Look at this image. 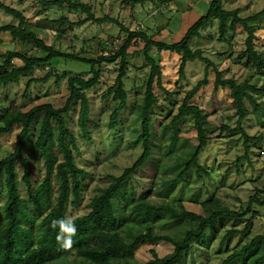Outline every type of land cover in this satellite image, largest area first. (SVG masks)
I'll return each mask as SVG.
<instances>
[{
  "label": "trees",
  "instance_id": "obj_1",
  "mask_svg": "<svg viewBox=\"0 0 264 264\" xmlns=\"http://www.w3.org/2000/svg\"><path fill=\"white\" fill-rule=\"evenodd\" d=\"M32 1L44 8L63 7L68 8L70 12L86 13L87 17L78 22L68 18L57 21L68 27L58 30L60 36L87 23H112L119 26L128 37L125 43L108 57L101 55L97 59L82 58L56 50L47 44L39 37L38 29L22 12L0 0V11L19 21L17 26L0 27V34L9 33L13 40L23 46L19 52L9 51L2 55L0 90L11 84H20L23 78L32 76L36 69L51 66V61L55 59L85 63L90 67L91 75L89 79L82 75L64 76L68 82L70 96L63 108L43 104L28 111L9 109L0 119V136L10 134L15 127L22 128L15 150L0 161V185L4 180L8 194L3 203L0 195V264H185L186 257L193 252L196 245H210V237L217 235L216 228L221 221H238L247 217L249 219L245 228L228 229L221 243L229 246L238 234L250 237L253 221L260 216L259 212L254 211V206L264 207V186L251 196L246 209L241 212L223 206L213 197L201 204L203 214L188 211L183 201H171L156 206L149 202L148 197L137 198L135 189L129 191L127 186L145 166L150 167L153 176L160 173L175 175L176 183L182 181L193 168H196L198 173H206L199 159L209 145L210 126L204 110L195 104L194 100L201 89L208 85L211 72L216 75L214 92L229 90L238 115L234 128L224 125L221 130L232 136L241 135L245 146V155L242 158H249L252 143L258 142L260 138L250 137L244 129L243 123L250 115L246 102L258 111L260 108L253 95L264 96V86L259 87L256 83L240 85L233 78H225L224 72L205 58L202 50L191 49V42L194 38L202 37V32L215 23L219 27L220 41H225L230 26H233V29L242 26L248 38L246 49L238 59L245 68L253 69L258 75L264 76V54L256 48L258 29L253 25L264 18V10L243 18L239 9H226L224 0H211L206 13L187 30L181 41L169 44L156 41L141 30L130 31L109 16L98 18L90 5L78 1ZM145 1L124 0L132 7ZM138 41L145 45L144 56L147 64L151 66L144 105L137 110L140 129L136 143L142 145V154L122 175L112 176L109 186L98 190L89 202L87 214L69 222V208L76 210L84 201L85 181L89 173L76 163L73 149H76L77 140L69 129L66 117L74 105L79 104V127L85 136L90 135L91 103L88 92L99 86L100 67L103 64L118 63L115 85L104 96L106 99L113 96V101L118 103L109 123L112 130L117 128L120 115L128 106L125 81L130 69L129 50ZM34 49L42 53L43 57L31 56L30 52ZM154 49L160 54L168 52L181 56V78L185 77L189 63L197 60L206 63L205 78L186 94L176 115H167L171 117V121L162 124L166 131L172 133L173 141L157 163L154 160L153 126L154 118L158 115L155 109L159 97L155 87L158 86L168 96L171 95L163 87L160 65L151 55ZM15 61L21 62L22 67L15 68ZM51 77V72L44 78L32 77L26 85L25 96L33 84L47 83ZM57 79H60V76H57ZM39 115H43V119L37 128ZM186 118L194 120L199 141L197 145H186L180 137L179 125ZM177 147L181 149L177 150ZM27 150L33 159L44 160L45 163L44 181L38 186H33L31 181L33 169L30 159L26 156ZM19 166L24 170L21 181L26 187V194H23L20 188ZM192 220L197 221L198 226L191 227L189 223ZM165 228H169L171 232L163 233ZM161 242L170 243L174 247L172 253L159 256L152 250L151 260H137V250L143 244L156 245ZM226 253L230 254L222 264H264V231L235 250L230 251L227 248Z\"/></svg>",
  "mask_w": 264,
  "mask_h": 264
},
{
  "label": "rangeland",
  "instance_id": "obj_2",
  "mask_svg": "<svg viewBox=\"0 0 264 264\" xmlns=\"http://www.w3.org/2000/svg\"><path fill=\"white\" fill-rule=\"evenodd\" d=\"M6 5L22 12L27 19L38 29L39 37L47 44L69 54H74L86 59H97L101 55L109 56L116 52L126 41L128 35L121 28L112 23L97 25L87 23L76 27L72 31L60 36L58 30L68 28L59 21L68 18L78 22L87 17L82 11L70 12L68 8H44L32 0H2ZM90 5L98 18L109 16L116 19L130 31H143L152 36L156 41H165L172 44L181 41L187 30L206 13L211 0H146L134 7L124 0H73ZM228 10L239 9L241 17L248 18L264 10V0H224ZM19 21L13 16L0 11V27L5 25H18ZM258 29L256 48L264 54V18L254 23ZM247 32L242 26H230V31L225 41H220L218 24L206 28L202 37L194 38L191 42L193 51L202 50L203 56L214 63L224 72L225 78H233L240 85L256 83L264 86V76H260L253 69L245 68L239 56L246 49ZM144 44L136 42L129 50L130 69L126 78V91L128 93V106L121 113L118 126L112 130L109 127L111 114L118 107L113 101V96L106 99L104 96L115 85L119 64H103L100 67L101 82L98 87L88 92L91 103L89 133L87 137L78 124L80 105H74L66 117L69 129L75 136L76 149H73L77 165L89 173L85 181L84 201L74 210L69 208L68 220L71 222L78 216L88 213L89 202L100 188L109 186L112 176H120L124 170L131 167L142 154V145L137 144L140 125L137 120V110L144 105L147 80L151 66L147 64L144 56ZM23 46L13 40L9 33L0 34V61L2 55L12 51L19 52ZM31 56L43 57L37 50L30 52ZM160 65L163 74V87L169 92L168 96L158 86L155 92L159 97L156 107L158 114L154 118V160L160 158L173 141L170 131H166L162 124L171 121L167 115H176L178 107L182 105L186 94L205 78L206 63L195 61L187 65L185 77L179 74L181 56L176 53H158L156 49L151 53ZM22 63L15 61L14 67H22ZM52 73L47 83L33 84L25 96L26 85L33 78H44ZM67 76L91 77L90 67L81 62H72L64 59L51 61V66L38 68L32 76L23 78L20 84H11L0 90V119L9 109L28 111L43 104H51L55 108H63L70 96ZM60 76V79H57ZM216 75L210 73L209 83L201 89L194 103L204 110V115L210 126V141L202 153L199 163L206 170L198 173L196 168L180 182H174L175 175L160 173L153 176L149 166L141 169L127 186L129 191L135 189L137 198L148 197L150 203L162 206L171 201H183L188 211L203 214L201 204L217 198L221 204L232 210L243 211L251 196L264 186V96L253 95L260 108L255 110L246 102L249 117L243 126L250 137L260 138L252 143L248 159L245 155L244 139L241 135H230L221 128L227 125L234 128L238 115L233 107L229 90L214 92ZM43 119L39 115L38 128ZM0 122V126H1ZM180 137L186 145H197L198 135L195 130L194 120L186 118L179 125ZM21 126L6 135L0 136V161L10 155L16 146ZM181 148L177 147V150ZM33 169L31 181L33 186H38L44 181V160H37L26 152ZM167 160V159H165ZM24 170L19 166L20 188L26 194V187L22 183ZM137 189V190H136ZM149 193V194H148ZM1 203L7 197L4 180L0 185ZM117 205V204H116ZM254 211L260 216L253 221L250 237L243 234L234 236L229 246L222 244L221 240L228 229L233 227L243 230L249 217L238 221L223 220L216 228L217 235L211 236L209 246L198 244L193 252L186 257L185 264H222L229 256L226 249L235 250L248 242L255 235L264 231V207L254 206ZM191 227L198 226L195 220L190 221ZM224 225V226H223ZM163 233L171 232L165 228ZM168 229V230H167ZM152 250L159 256L172 253L174 247L170 243L161 242L156 245L143 244L136 253L140 262L152 259Z\"/></svg>",
  "mask_w": 264,
  "mask_h": 264
}]
</instances>
